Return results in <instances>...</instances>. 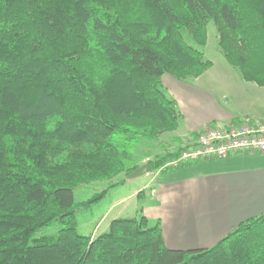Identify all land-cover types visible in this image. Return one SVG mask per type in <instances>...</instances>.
Segmentation results:
<instances>
[{"label": "trees", "instance_id": "1", "mask_svg": "<svg viewBox=\"0 0 264 264\" xmlns=\"http://www.w3.org/2000/svg\"><path fill=\"white\" fill-rule=\"evenodd\" d=\"M209 22L226 61L264 86V0H0V264H264V214L195 249L166 247L143 214L76 229V208L105 193L75 202L76 186L128 176L141 140L178 128L161 77L212 66L185 39L204 46Z\"/></svg>", "mask_w": 264, "mask_h": 264}, {"label": "crops", "instance_id": "2", "mask_svg": "<svg viewBox=\"0 0 264 264\" xmlns=\"http://www.w3.org/2000/svg\"><path fill=\"white\" fill-rule=\"evenodd\" d=\"M201 75L193 83L161 77L182 115L174 130L179 136L207 123L225 126L244 117L264 121V86L245 81L238 72L230 81L212 75L207 90L195 83ZM151 174H144L148 179L138 189L149 190L141 212L160 220L168 248L211 246L240 221L264 214V152L238 151L191 161L162 176Z\"/></svg>", "mask_w": 264, "mask_h": 264}, {"label": "rangeland", "instance_id": "3", "mask_svg": "<svg viewBox=\"0 0 264 264\" xmlns=\"http://www.w3.org/2000/svg\"><path fill=\"white\" fill-rule=\"evenodd\" d=\"M188 43L194 45L203 51L205 58L212 61V66L202 73L199 79L195 82L200 87L207 90L211 88V76H220L221 80L230 81L233 75L238 74V69L230 65L223 57L217 44V32L215 25L209 22L207 26V41L204 46L196 44L191 37L185 35ZM193 83L192 78L183 80L182 82ZM166 90V88L164 87ZM167 94L169 93L166 90ZM181 131V129H179ZM198 131V130H197ZM194 139L187 136H179L177 131L163 132L153 140H141L136 146L137 161L141 164L145 163L147 159H153L156 155H162L166 151H171L178 147L183 150L193 145ZM187 145V146H185ZM189 145V146H188ZM167 162L168 169L174 170L181 162L195 161L205 158L187 159L179 161L175 166ZM183 165L182 167H184ZM181 167V166H180ZM167 169V170H168ZM158 170L147 172L162 176L161 171ZM170 170L165 171L169 173ZM146 174V173H145ZM151 174V175H152ZM148 178L141 174L134 178H128L124 174H119L110 180L91 181L82 183L73 189V198L75 202L85 201L94 194L105 190L104 195L97 201H93L89 205H80L76 208V229L77 232L83 235H94L101 233L108 228L109 222L117 217H131L142 214L141 204L147 202L149 190H138ZM139 191H141L139 193ZM55 230L54 226L44 227L39 232L49 233ZM92 236V237H94Z\"/></svg>", "mask_w": 264, "mask_h": 264}, {"label": "built area", "instance_id": "4", "mask_svg": "<svg viewBox=\"0 0 264 264\" xmlns=\"http://www.w3.org/2000/svg\"><path fill=\"white\" fill-rule=\"evenodd\" d=\"M238 151L264 152V121L254 122L244 117L235 124L225 126L204 124L193 145L182 151L170 164L181 160L224 157Z\"/></svg>", "mask_w": 264, "mask_h": 264}, {"label": "water", "instance_id": "5", "mask_svg": "<svg viewBox=\"0 0 264 264\" xmlns=\"http://www.w3.org/2000/svg\"><path fill=\"white\" fill-rule=\"evenodd\" d=\"M150 171V165L149 163L145 162L138 167H136L129 175L128 178H134L141 174H145Z\"/></svg>", "mask_w": 264, "mask_h": 264}]
</instances>
